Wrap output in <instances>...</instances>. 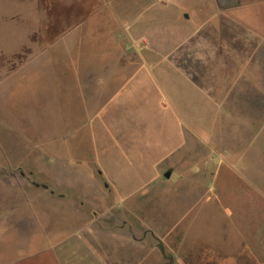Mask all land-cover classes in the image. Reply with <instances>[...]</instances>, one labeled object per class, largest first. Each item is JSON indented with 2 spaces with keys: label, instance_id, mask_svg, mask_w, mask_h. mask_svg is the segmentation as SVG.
<instances>
[{
  "label": "rangeland",
  "instance_id": "374dc122",
  "mask_svg": "<svg viewBox=\"0 0 264 264\" xmlns=\"http://www.w3.org/2000/svg\"><path fill=\"white\" fill-rule=\"evenodd\" d=\"M19 68L0 85V208L27 201L95 264L241 262L245 221L206 204L247 194L255 241L264 0H0V79Z\"/></svg>",
  "mask_w": 264,
  "mask_h": 264
},
{
  "label": "crops",
  "instance_id": "0c3cea01",
  "mask_svg": "<svg viewBox=\"0 0 264 264\" xmlns=\"http://www.w3.org/2000/svg\"><path fill=\"white\" fill-rule=\"evenodd\" d=\"M96 71L101 74L107 73L105 68ZM23 72L24 68H19L13 75L7 77V79L1 78L0 85L2 81L7 80L12 87V85L16 83L14 77L19 76V74H22ZM90 83L91 82L88 80L84 83L88 91H90ZM98 92L100 91L95 93L96 97L99 95L102 97L103 95H108L103 92L98 94ZM90 95H92V93ZM73 183L74 185L76 183L74 179ZM76 189L75 186V191ZM247 196L248 195H245V193L238 195L235 194L237 202L240 200V205H237L236 208H233L230 204V201L232 200L231 195L221 197L217 195L215 196L214 194L212 202L206 204V206H209V211H222V209H225L227 212H223V214L228 216L227 218H230L231 216L237 217V223H239V221L244 223L245 221V227L248 228V231H237V233L240 234L234 238L236 241L240 242V246L236 248V256L240 258L241 262L238 261L236 262L237 264H245V256L251 260H258L264 255V197L261 196L260 198L259 225L255 226L256 229L254 231L256 239L255 241H250L249 235L253 233V214L252 212L250 213V220L247 222L248 217H245ZM225 198L228 200H225ZM251 198L252 194H250V199ZM19 206L26 208L25 212L24 210L20 211L18 208H12L10 210L8 204H3L0 208V213L3 214V217L0 215V217H2L0 218V264H95V254L93 252L95 250L92 242H74L66 239H56L55 236L50 238L45 234V225L40 217L35 212H31V214L28 212L27 208L29 203L27 201L24 202V204L19 203ZM256 216L258 217V215ZM222 223H224V221ZM220 238L225 239V233L222 234ZM221 248V255L223 254L225 259L224 263L229 264L231 258L230 256L225 255V247ZM242 248L245 250L244 257L240 255V249ZM257 248H260V257L259 254L255 253V249ZM99 259L101 260L100 262L103 263L102 254ZM259 261L261 264H264L262 259Z\"/></svg>",
  "mask_w": 264,
  "mask_h": 264
},
{
  "label": "water",
  "instance_id": "95a60500",
  "mask_svg": "<svg viewBox=\"0 0 264 264\" xmlns=\"http://www.w3.org/2000/svg\"><path fill=\"white\" fill-rule=\"evenodd\" d=\"M166 177H167V178H170V173H168V174L166 175ZM171 261H173V260H171Z\"/></svg>",
  "mask_w": 264,
  "mask_h": 264
}]
</instances>
